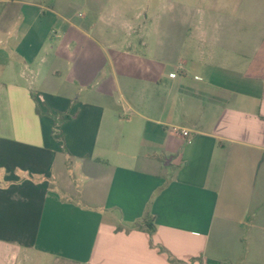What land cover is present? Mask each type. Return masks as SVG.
<instances>
[{"label": "crops", "instance_id": "crops-1", "mask_svg": "<svg viewBox=\"0 0 264 264\" xmlns=\"http://www.w3.org/2000/svg\"><path fill=\"white\" fill-rule=\"evenodd\" d=\"M259 1L0 0V264H264Z\"/></svg>", "mask_w": 264, "mask_h": 264}, {"label": "rangeland", "instance_id": "rangeland-1", "mask_svg": "<svg viewBox=\"0 0 264 264\" xmlns=\"http://www.w3.org/2000/svg\"><path fill=\"white\" fill-rule=\"evenodd\" d=\"M31 2H43L45 9L44 12L48 13L52 10L58 17H66L73 20L85 19L87 17L97 18V14H126L133 17L134 15L141 14L143 22L145 19L153 17L155 14L164 18L163 27H165L166 14L179 13L185 11L187 7L192 12H197L202 6V0H29ZM213 1V0H210ZM264 0L256 2L252 5L251 11L254 14V20L259 23L264 16ZM150 22H147L149 24ZM149 26L148 28H153Z\"/></svg>", "mask_w": 264, "mask_h": 264}, {"label": "trees", "instance_id": "trees-1", "mask_svg": "<svg viewBox=\"0 0 264 264\" xmlns=\"http://www.w3.org/2000/svg\"><path fill=\"white\" fill-rule=\"evenodd\" d=\"M70 117L68 116H65L64 118H62L61 120L59 119H56V123L59 124L60 122H63L64 120H67L69 119ZM55 134H59V131L58 130H55ZM136 227L138 228H141L140 225H137ZM148 231H149V234L152 236L153 233L155 232V227H151L150 225H148ZM160 251L163 252V253H166L168 255V258H169V261L172 263V264H184L183 261H179L177 259H175L168 251H166L165 248L163 247H160Z\"/></svg>", "mask_w": 264, "mask_h": 264}, {"label": "built area", "instance_id": "built-area-1", "mask_svg": "<svg viewBox=\"0 0 264 264\" xmlns=\"http://www.w3.org/2000/svg\"><path fill=\"white\" fill-rule=\"evenodd\" d=\"M172 76L175 77L176 74H172ZM188 134H189V133H188L187 131H184V132H183V135H185V136H187Z\"/></svg>", "mask_w": 264, "mask_h": 264}]
</instances>
